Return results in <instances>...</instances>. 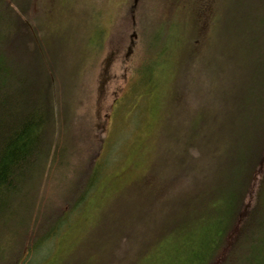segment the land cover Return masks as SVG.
<instances>
[{
  "label": "trees",
  "instance_id": "obj_1",
  "mask_svg": "<svg viewBox=\"0 0 264 264\" xmlns=\"http://www.w3.org/2000/svg\"><path fill=\"white\" fill-rule=\"evenodd\" d=\"M180 3L183 15L162 19L161 26L156 13L139 14L141 0L128 5L139 26L129 33L126 53L143 45L140 79L150 83L166 63L174 68L179 51L192 46V105L206 99V111H185L186 125L165 133L167 171L177 178L162 222L170 216L173 227L142 242L128 264H153L156 256L163 264H264V0H226L218 15L214 0ZM33 8V0H0V264H20L43 246L49 252L101 175L96 148L84 175L42 206V181L60 164L72 91L63 80L67 36L58 35L54 20L32 16ZM162 179L159 190L168 191L171 181ZM20 198L27 200L25 219L12 229Z\"/></svg>",
  "mask_w": 264,
  "mask_h": 264
},
{
  "label": "rangeland",
  "instance_id": "obj_2",
  "mask_svg": "<svg viewBox=\"0 0 264 264\" xmlns=\"http://www.w3.org/2000/svg\"><path fill=\"white\" fill-rule=\"evenodd\" d=\"M132 1L33 0L31 15L54 20L60 26L58 35L67 36L65 56L69 60L65 58L63 80L65 90L72 91L59 135L60 164L52 165L42 181L39 195L47 198L42 206H51L50 200L84 175L79 173L87 170L90 153L96 148L95 162L101 166V175L84 203L70 212L65 226L49 243L50 251L43 246L39 252L28 253L20 264H128L141 254L142 242L152 238L153 242L173 227L170 216L162 222L172 198L170 186L177 178L176 173L174 177L167 171L165 133L186 125L185 111H206V99L192 105L197 91V83L190 77L192 46L176 55L177 68L166 63L153 71L150 83L140 79L146 63L143 45L140 42L130 55L126 53L129 33L139 26L129 17ZM174 1L141 0L138 12L147 16L156 13L161 26L162 19L181 17L177 5L191 0ZM225 1L214 0L217 15ZM94 30L100 32L97 40ZM198 33L199 29L194 36ZM198 52L199 62L205 47L200 45ZM170 59L172 63L175 56L170 54ZM206 117L200 116V122ZM162 177L171 181L166 184L168 191L159 190ZM26 203L20 198L13 208L12 229L19 219H25ZM161 263L163 258L156 256L153 264Z\"/></svg>",
  "mask_w": 264,
  "mask_h": 264
}]
</instances>
